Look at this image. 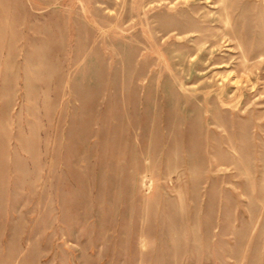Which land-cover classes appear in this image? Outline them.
<instances>
[{
  "label": "rangeland",
  "instance_id": "1",
  "mask_svg": "<svg viewBox=\"0 0 264 264\" xmlns=\"http://www.w3.org/2000/svg\"><path fill=\"white\" fill-rule=\"evenodd\" d=\"M0 264H264V0H0Z\"/></svg>",
  "mask_w": 264,
  "mask_h": 264
},
{
  "label": "bare ground",
  "instance_id": "2",
  "mask_svg": "<svg viewBox=\"0 0 264 264\" xmlns=\"http://www.w3.org/2000/svg\"><path fill=\"white\" fill-rule=\"evenodd\" d=\"M234 79V78H233ZM224 80V79H223Z\"/></svg>",
  "mask_w": 264,
  "mask_h": 264
}]
</instances>
